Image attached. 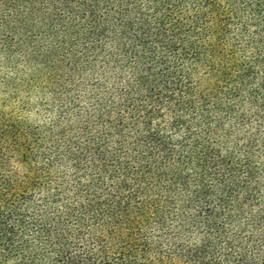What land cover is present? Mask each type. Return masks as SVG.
I'll list each match as a JSON object with an SVG mask.
<instances>
[{"label":"trees","instance_id":"1","mask_svg":"<svg viewBox=\"0 0 264 264\" xmlns=\"http://www.w3.org/2000/svg\"><path fill=\"white\" fill-rule=\"evenodd\" d=\"M0 264H264V0H0Z\"/></svg>","mask_w":264,"mask_h":264}]
</instances>
